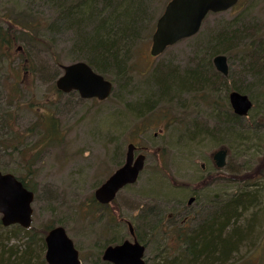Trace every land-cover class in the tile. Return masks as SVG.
Wrapping results in <instances>:
<instances>
[{
  "label": "rangeland",
  "instance_id": "rangeland-1",
  "mask_svg": "<svg viewBox=\"0 0 264 264\" xmlns=\"http://www.w3.org/2000/svg\"><path fill=\"white\" fill-rule=\"evenodd\" d=\"M55 1L0 0L1 32L17 18L38 24L28 35L15 31L21 38L12 44H0V171L33 190L28 234L36 240L25 251L23 233L0 224L4 258L44 264L39 242L47 227L59 225L81 264H102L108 244L131 241L130 223L145 247V264H164L166 257L178 261L177 230L192 231L209 217L213 203L240 192L245 181L261 179L247 188L256 191L255 199L234 223L241 235L237 249L214 264H264V73L256 74L251 62L264 36V0H239L225 12L209 14L194 36L153 58L151 36L169 0H89L82 6L83 0H63L76 8L65 24ZM138 9L135 36L123 51L124 75L104 73L113 86L110 96L97 101L58 93L61 66L86 57L82 46L100 42L96 25ZM223 29L241 36L223 54L229 74L219 84L207 48ZM195 67H204L215 85L189 81ZM173 75L179 77L177 87L171 86ZM234 87L252 102L248 114L231 126L238 137L216 124L217 114L231 112L228 93ZM130 142L144 154V167L134 184L100 205L93 193L122 166ZM221 148L225 165L217 169L213 154Z\"/></svg>",
  "mask_w": 264,
  "mask_h": 264
},
{
  "label": "water",
  "instance_id": "water-1",
  "mask_svg": "<svg viewBox=\"0 0 264 264\" xmlns=\"http://www.w3.org/2000/svg\"><path fill=\"white\" fill-rule=\"evenodd\" d=\"M238 0H169L155 22L151 36L149 54L160 55L167 47L180 40L195 35L209 13L225 12L237 4ZM215 70L227 76L226 57L219 54L212 59ZM62 74L55 80V89L61 93L76 92L81 99L104 101L112 92L111 81L95 72L87 63L76 61L61 66ZM228 101L233 114L245 117L252 107V102L245 94L232 90L228 93ZM135 146L127 145L125 162L116 169L94 191L93 196L100 205L111 203L120 189L134 184L144 167L145 156L133 158ZM226 150L221 148L213 154L215 167L221 169L225 165ZM203 168V165L201 166ZM34 194L26 189L11 173L0 172V224L3 227L18 225L23 229L31 226ZM193 201L190 197L188 203ZM130 240L120 244L108 245L102 252L101 259L111 264H145V247L140 244L130 223L127 224ZM47 264H81L72 240L62 226H54L44 236Z\"/></svg>",
  "mask_w": 264,
  "mask_h": 264
},
{
  "label": "trees",
  "instance_id": "trees-1",
  "mask_svg": "<svg viewBox=\"0 0 264 264\" xmlns=\"http://www.w3.org/2000/svg\"><path fill=\"white\" fill-rule=\"evenodd\" d=\"M64 1L59 0L60 7L58 11L60 13V18L63 19L65 24L68 22V19L72 17L71 14L76 8L74 9L73 5H66V3L63 5ZM87 1L89 0H83L81 6ZM124 1L127 2L128 0ZM80 7H77V10ZM138 11L139 9L135 11L129 10L127 13H117L112 22L107 21L108 23L106 24L102 23L96 25V29L94 31L98 34L100 42L96 43V45L92 47H86L80 44V46H82L81 49L86 53V57L80 59V61L87 63L95 72L101 74L102 76H104L105 70L107 69L114 70L117 76L124 75V72L126 70L124 57L126 53L123 51L124 48L128 45L129 40H131L135 36L136 29L134 25L136 24L135 20L138 19ZM36 28H38V24L34 20L30 21L17 18L16 21H10V25L8 28L3 30V32H1L0 30V44H12L14 42L13 40L20 39V36H23L24 34L28 35V30H35ZM243 29L244 28H241L239 30ZM8 30H12L10 34H8ZM15 31H17L18 35L20 34V36L16 37L13 34L15 33ZM238 35L241 36V33H238V30L235 31L223 29V31L218 33L217 37L215 36L212 40V44H210V47L207 48L208 53L211 56L224 54L225 51L232 47L234 44L237 45L236 41L239 39ZM36 40L39 39L37 38ZM254 47H256V49L255 51L252 49L253 52L251 56L254 57V60H251L252 65L259 69L257 70V72H255L256 74H263L264 36L258 38V41ZM198 67H195L189 72V81H191L193 84H198L199 87H202L204 85L206 86L207 84L209 85V83L215 85L216 81L214 78H212L211 76L207 78V72L205 71V68ZM214 77L218 80L219 84H223L221 83V80L223 78H226L217 72H215ZM185 79V81H187V78ZM178 80L179 77L173 75L170 78V82H174L171 86L177 87L175 84L177 82V84H179ZM170 82L168 83V88L171 87ZM208 89L211 92L216 90L215 87H208ZM233 90L245 93L242 89H238L235 87L233 88ZM241 119V117H238L231 112L230 114H217L218 122L216 124L221 128L225 127L226 130L231 131L234 134L235 132L232 131L231 126H237ZM219 123L224 125L222 126ZM52 124L53 123H51L48 128H46V131L48 129L51 130ZM215 126L216 125H214V127ZM236 126H234L233 129ZM235 134L237 137L239 136L237 133ZM260 180L253 183L252 181L250 182L249 180H247L243 183L244 185L240 192L233 194L232 196L226 198L225 201L219 202L218 204L213 203V206L210 209V212L212 213L209 215V217H205L201 221L196 222L192 231L187 233L180 229L177 230L176 241L180 243L179 249L181 251L182 257L178 261L176 259L166 257V262L164 264H214L215 261H222L228 259L230 253H233L234 250L237 249L238 241L241 240V235H238L236 233L237 227L234 223H236V220H238L242 213L246 209H248L250 205L253 204V201L255 199L254 194L256 191H251L250 189H248L249 191H247V188L257 186ZM19 181L26 189L33 192V190L29 188L28 185L22 179H19ZM50 227L51 226L47 227L44 230V235L46 234L47 230L50 229ZM12 228L16 229L17 233H23L24 237L26 238L24 248L25 251L28 250L30 243L36 242L33 236H30L28 234L30 228L22 229L16 225L12 226ZM12 236L15 237V233H13ZM43 238L40 240L39 244L44 249ZM137 240L140 241L139 238ZM41 263L45 264L44 259L41 260ZM0 264L23 263H21L19 259L11 260L9 257L4 258L3 253L1 254L0 252ZM245 264H247V262H245Z\"/></svg>",
  "mask_w": 264,
  "mask_h": 264
},
{
  "label": "flooded vegetation",
  "instance_id": "flooded-vegetation-1",
  "mask_svg": "<svg viewBox=\"0 0 264 264\" xmlns=\"http://www.w3.org/2000/svg\"><path fill=\"white\" fill-rule=\"evenodd\" d=\"M130 143H131V142H130ZM132 144H133V143H132ZM133 145H134V144H133ZM134 146H135V149H134V151H133V158H135V157H136L137 155H139V154H143V153H141L142 151L139 150V147H137L136 145H134ZM136 153H137V154H136ZM143 155H144V154H143ZM124 162H125V160H124ZM124 162H123V164H124ZM123 164H122V165H123ZM120 167H121V166H120ZM126 186H129V185H126ZM126 186H125V187H126ZM123 188H124V187H123ZM123 188H122V189H123ZM104 206H106V205H104ZM51 228H53V226H51L50 229H51ZM50 229H48L47 232H48ZM47 232H46V233H47ZM44 236H45V235H44ZM130 238H131V237H130ZM131 239H132V238H131ZM125 240H126V239H125ZM123 241H124V240H123ZM123 241H121V242H123ZM121 242H120V243H121ZM120 243H114L113 245L120 244ZM108 245H112V244H108ZM108 245H107V246H108ZM44 248H45V243H44ZM45 249H46V248H45ZM105 263L111 264V263H109V262H105Z\"/></svg>",
  "mask_w": 264,
  "mask_h": 264
},
{
  "label": "bare ground",
  "instance_id": "bare-ground-1",
  "mask_svg": "<svg viewBox=\"0 0 264 264\" xmlns=\"http://www.w3.org/2000/svg\"><path fill=\"white\" fill-rule=\"evenodd\" d=\"M222 75V74H221ZM223 76V75H222ZM224 77H226V76H224ZM239 92V91H238ZM239 93H241V92H239ZM241 94H243V93H241ZM246 95V94H245ZM230 109H231V107H230ZM231 112H232V110H231Z\"/></svg>",
  "mask_w": 264,
  "mask_h": 264
}]
</instances>
